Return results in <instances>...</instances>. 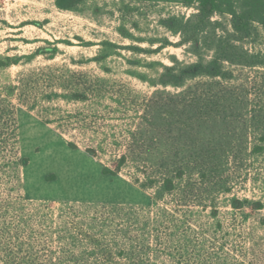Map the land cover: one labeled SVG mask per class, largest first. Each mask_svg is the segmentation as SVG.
I'll return each mask as SVG.
<instances>
[{
	"label": "rangeland",
	"instance_id": "374dc122",
	"mask_svg": "<svg viewBox=\"0 0 264 264\" xmlns=\"http://www.w3.org/2000/svg\"><path fill=\"white\" fill-rule=\"evenodd\" d=\"M54 1L0 0V57L19 59L16 65L0 69V86L17 85L19 80L37 82L31 87L33 96L52 88L64 94L63 84L69 81L77 84L71 89L90 86L91 90L86 91L89 96L86 102L59 99L48 104L30 97L29 104L37 100L33 111L17 106L18 156L28 163L20 170V188L16 190L0 161V202L8 201L0 203V264H60L57 256L60 258L61 247L65 248L69 240L64 241L58 231L63 233L66 224L82 219L90 221L93 211L102 207L118 205L137 210L151 204L152 191L140 188L149 172L142 164L128 162L115 176L104 175L103 170L117 169L130 134L140 122L145 100L178 95L202 81L211 82L196 78L179 87L156 85L165 68L210 62L224 57L221 49L228 46L227 51L238 54L264 53V28L260 24L251 23L249 35L245 36L234 31L229 15L215 13L196 30V5L87 0L74 11H60ZM173 17L181 25L186 24V28L174 33L161 25V20ZM165 40L170 45L155 51ZM57 42L59 53L53 59L43 55L26 59L38 48H48ZM104 42L114 44L117 49L104 61H89L98 55ZM126 46L145 51L123 49ZM223 62L226 69L233 71L234 84H264V65L244 68ZM51 77L59 81L58 86L49 81ZM263 98L264 89H256L249 106L264 105ZM260 130H256L255 136H260ZM238 132L234 126H224L213 134L205 131L203 137L220 143L233 136L234 140L241 139ZM69 142L77 149H70ZM87 148L93 149L95 155H88ZM247 161L249 166L245 165ZM247 161L241 166L232 165L225 173L224 177L230 179L228 193H210L209 187L194 203L177 206L185 219L178 228L180 238L190 232L189 239L202 236L206 248H211L215 221L209 212L213 207L218 210L217 219L224 224L218 237L213 238L217 244L230 226L242 225L236 233L229 231L226 248L234 244L235 234L250 228L253 218L243 223L241 214L235 213L229 202L232 197L264 200V154ZM159 205L176 206L169 198ZM153 206L148 212L137 211L139 218L149 220L150 225H154L158 214ZM95 230L99 232L100 225ZM102 231L108 241L109 227L104 225ZM148 232L159 235L157 239L150 237L152 241L162 244L175 241L165 225ZM257 234L261 236L264 230L258 229ZM171 254L170 249L161 252L156 264H170Z\"/></svg>",
	"mask_w": 264,
	"mask_h": 264
},
{
	"label": "trees",
	"instance_id": "16d2710c",
	"mask_svg": "<svg viewBox=\"0 0 264 264\" xmlns=\"http://www.w3.org/2000/svg\"><path fill=\"white\" fill-rule=\"evenodd\" d=\"M87 0H55V7L60 11H74ZM134 3L146 2H179L185 6L196 5V25L198 27L208 21L215 13L227 14L231 17L234 31L245 36L249 35L250 25L253 22L264 28V0H120ZM161 25L171 32L177 33L186 28L176 18L161 20ZM35 25H40L35 23ZM128 36V34H124ZM154 40L151 41V43ZM48 48H38L26 59L36 55L46 56L49 60L59 53L56 44ZM91 46V43H85ZM170 45L168 41L159 43L155 51ZM223 47L224 57L214 58L210 62H197L182 68L167 67L161 74L156 85L163 87H179L186 81L196 78L211 80L202 81L190 91L178 95L163 97H150L145 100L141 111L140 122L133 133L130 134L127 150L118 160L117 169L113 172L104 169V175L115 176L122 166L128 162L142 164L149 172L145 174L146 180L140 184L143 190L152 191L151 204L139 209H131L118 205L102 207L94 210L91 220L82 219L77 223H68L64 226L62 235L67 242L65 248L61 247V256L58 262L65 264H156L161 252L172 251L170 264H264V234L259 236L258 229L264 230V200L261 198L232 197L230 207L235 213L241 214V220L246 223L250 218L252 224L246 232L235 234L230 248H226L229 231L236 233L242 225H233L225 229L221 235L220 243L215 239L224 229V224L217 219V208H211L209 215L215 223L212 227L211 248H206L202 236L195 235L189 239V233L179 237V226L183 221V211L177 206L194 203L195 198H201L210 187V193H228L230 179L224 177L233 166H241L248 159H257L264 154V105L249 106L251 96L256 89H264V84L257 86L255 82L247 84H234L235 78L231 69H226L224 62L244 68H256L264 65L262 55L238 54L234 50L227 51ZM117 46L109 42L101 44L98 55L89 61L101 62L106 60ZM133 52H143L141 48L126 46ZM221 54V56H222ZM19 59L0 57V69L16 65ZM177 71H174L176 70ZM49 77V76H47ZM19 80L17 85L7 84L0 86V161L9 175L12 188H20V170L27 166V159L18 156L17 123L15 114L17 106L33 111L37 100L28 103L30 97L38 98L43 103H54L59 99L66 102H86L89 99L86 91L90 86H83L80 90L71 89L77 86L74 82H65L64 94H59L55 88L49 92H42L33 96L32 85L37 82ZM52 83L59 85V81L51 77ZM248 81H250L248 79ZM81 85V84H79ZM92 93V91H91ZM264 102V98L262 99ZM239 104L242 106H236ZM48 123V122H47ZM234 126L239 129L241 139L234 136L220 143L214 138L203 137L205 131L213 134L214 130L222 127ZM257 129H261L260 136H255ZM221 137L223 133L221 132ZM160 144H163L161 147ZM68 147L76 150L74 143L69 142ZM164 149L165 153H157ZM247 149V150H246ZM85 152L91 157L95 155L93 149L87 148ZM245 156L247 157L245 159ZM136 164V166H137ZM246 166H249L247 161ZM212 192V193H213ZM169 198L176 206L173 208L161 207L159 202ZM214 201L213 195L211 196ZM3 200L0 203L6 204ZM212 204V202H211ZM154 205L156 218L154 225L149 220L142 221L137 211H150ZM89 215V211L86 212ZM177 218V219H176ZM116 219H119L116 223ZM182 219V220H180ZM100 225L99 232L95 228ZM109 227L108 241L102 228ZM165 225L172 233L175 241L168 240L162 244L151 238L159 235L151 234L149 229H157ZM155 227V228H154ZM239 227V228H238ZM60 228H58L59 230ZM141 232L138 235L137 232ZM191 231V230H190ZM215 238V239H213ZM177 239V240H176ZM105 241V242H103ZM150 241V242H149ZM154 260H153V258ZM56 259V258H54Z\"/></svg>",
	"mask_w": 264,
	"mask_h": 264
}]
</instances>
